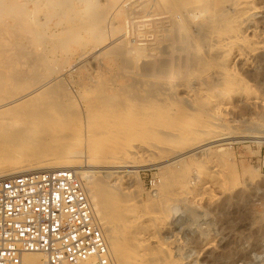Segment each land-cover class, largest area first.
Masks as SVG:
<instances>
[{
	"label": "rangeland",
	"instance_id": "1",
	"mask_svg": "<svg viewBox=\"0 0 264 264\" xmlns=\"http://www.w3.org/2000/svg\"><path fill=\"white\" fill-rule=\"evenodd\" d=\"M97 2L106 8L104 26L108 35L104 41H97L99 29L96 26L87 27L86 20L77 17L71 24L75 34L66 35V40L56 45L48 40H35L33 47L29 45V53L26 48L21 52L10 51L5 54L6 58L2 55L3 61L9 60L13 65L16 61H23L36 68L32 77L9 79L14 85L11 88L14 96L51 82L46 91L64 96V105L72 99L79 108L101 100L102 96V99H116V102L124 100L126 106L133 109L141 99L138 94L149 86L146 84L150 80L148 75L153 73V64H159L154 69L159 73L170 72L183 64L186 44L178 43V36L174 37L176 34L161 32L171 15L156 11V0H125L121 4L116 0ZM250 3L252 10L247 8L249 12H242L241 5L249 6ZM200 4L197 13L203 15L196 13V16L199 15L201 21L212 17L216 34L212 38L203 37L202 25H198L189 32L190 44L201 51L216 44V48L224 51L231 48V53L229 51L222 59L227 66L223 71L214 67L209 55H204V63L210 65L212 74L201 79L202 82L193 79L191 84L193 88L200 86L202 96L211 93L215 110L211 121L217 122L211 135L227 141L209 144L212 141L209 135L206 136L207 146L194 152L199 154L194 158H191L194 153H189L164 164L143 167H138V158L133 161L129 158L136 162L133 169H94L92 166L94 174L90 175H94L92 179H104L110 185L118 184V177H124L123 191L139 196L135 213L140 218V225L146 228L145 237L155 235L172 255L170 261L162 263L159 260L156 264H171L179 258L181 261L177 264H257L264 258V0H200ZM97 10L98 6L92 13ZM177 16V23L185 22L186 15ZM234 17L238 21L228 20ZM139 22L144 25L137 28ZM114 27L120 28L121 32L113 34ZM225 27L234 28L236 35L241 37L240 41H245L230 46L225 39ZM5 32L3 30L2 36L8 33ZM8 34L5 39L0 38V43L6 38L9 41L12 36ZM219 34L225 37V41ZM12 39L10 41L15 38ZM43 44L52 49L50 54ZM133 48L144 51V54L140 52V58H134L130 52ZM36 50H44V54L34 55ZM38 57L47 61H39ZM136 77L141 82L136 84ZM169 96L167 93L166 99ZM180 99L190 110L195 106L194 99L186 94H181ZM182 147L191 151L186 144ZM120 171L121 174L111 175ZM129 172L132 174L127 175ZM83 179L87 184L88 180ZM169 193L173 195L171 200L166 197ZM155 245L154 242L152 246Z\"/></svg>",
	"mask_w": 264,
	"mask_h": 264
},
{
	"label": "bare ground",
	"instance_id": "2",
	"mask_svg": "<svg viewBox=\"0 0 264 264\" xmlns=\"http://www.w3.org/2000/svg\"><path fill=\"white\" fill-rule=\"evenodd\" d=\"M116 1L121 4L125 0ZM159 1L156 0V11L171 15L165 29L162 28L164 30L161 32L176 34L174 37L178 36V43L182 41L186 44L183 49L185 60L179 67L166 73L154 71L159 64H153V73L148 75L150 80L146 84L149 86L142 90L140 95L138 94L141 98L138 105L129 109L124 100L116 102V99L114 101L108 98L102 99V96L99 98L101 100L88 102L79 108L75 107L76 103L71 101L72 99H68V103L64 105V96H57L52 90L46 91L47 85L51 82L40 84L14 96L11 89L14 85L9 79L32 77L36 68L26 65L23 61H16L13 65L9 60L3 61L2 55L5 57V54L10 51L21 52L28 49L30 44L33 47L32 42L35 40H41V42L48 40L54 45L61 40H66L71 34H75L71 24L77 17L84 18L87 27L96 26L99 29L97 41L102 42L108 35L104 26L106 8L97 0H0V29L2 30L0 38L5 39L8 33H11L12 37L14 35L13 39L15 38L14 41H10L12 37L10 38L8 34L9 41L7 42L6 38L5 42L0 43V178L31 171L65 168L73 169L82 178H86L88 193L117 264H156L159 260L163 263V261H170L172 255L155 235L145 237L146 228L140 225L138 214L135 213L138 208L136 200L139 196L134 197L123 191L121 187L124 177H118V184L110 185L104 179H92L91 176L94 173L91 167L133 169L136 167V162L132 161L136 158H138L136 159L138 167L156 166V163L164 164L180 155L185 156L203 149L208 144L206 136H212L209 144L226 140L214 134L215 137L211 135L214 124L217 123H212L214 109L211 99L213 97L210 98L211 93L208 94L209 97L202 96V89L199 88L200 86L193 88L192 80L205 79L212 74L210 65L204 63V55L211 57L214 67L219 71L226 69L227 66L222 59L228 56L231 48L227 49V52L216 48V44L215 46L210 44L206 51H201L197 46L193 48L190 44L189 32L198 25H202L203 37L212 38L216 34L213 28L214 19L209 16L201 21L199 15L203 14L200 11V14L197 13V10L201 8L200 0H166L163 4ZM80 3L82 5H78ZM246 4L241 5L244 13L248 11L247 8L252 10L250 6L252 4L250 3L249 6ZM97 6L98 10L93 14L92 10ZM196 13L199 14L198 17ZM209 13L212 14V12ZM178 14L186 15L184 23H177ZM233 19L234 22L238 21L235 17L228 20ZM143 25L144 23L139 22L137 28ZM222 26L223 24L221 28L224 27ZM231 28H224L226 38L219 35L223 40L225 38L230 46H234L241 37L236 35L238 33L233 30L234 28L232 30ZM3 30L8 32H5V36H2ZM119 32H121L120 28H113V34ZM41 42L36 41L37 44ZM43 45L46 48V45ZM44 46L42 49L45 50ZM30 48L27 50L28 53ZM133 49L130 52L136 59L141 56V53L144 54V51H139L140 47L139 50ZM46 50L50 54L52 49L46 48ZM36 51L34 55L42 52V50ZM31 54L30 51L29 55ZM10 58L12 60L11 56ZM39 61L44 60L39 59ZM135 81L136 84L137 81L141 82L139 77ZM167 93L170 94L169 99H166ZM181 94L194 99L195 106L192 110L184 106L180 99ZM183 144L190 146L191 151L183 149ZM197 154H192L191 158ZM129 158L132 161L128 160ZM82 161L85 163L82 164L83 166L80 165ZM91 173L93 174L90 175ZM121 173V171L113 172L111 175ZM129 174L132 173H127ZM166 197L171 200L173 195L169 193ZM154 242L155 247L152 246ZM43 257L35 253L25 254L23 264H45ZM178 261H181V258L171 264H177ZM257 264H264V258Z\"/></svg>",
	"mask_w": 264,
	"mask_h": 264
},
{
	"label": "built area",
	"instance_id": "3",
	"mask_svg": "<svg viewBox=\"0 0 264 264\" xmlns=\"http://www.w3.org/2000/svg\"><path fill=\"white\" fill-rule=\"evenodd\" d=\"M28 253L43 255L45 264H117L75 170L0 178V264H23Z\"/></svg>",
	"mask_w": 264,
	"mask_h": 264
}]
</instances>
